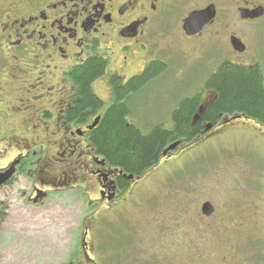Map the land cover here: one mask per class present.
I'll list each match as a JSON object with an SVG mask.
<instances>
[{
    "label": "rangeland",
    "instance_id": "rangeland-1",
    "mask_svg": "<svg viewBox=\"0 0 264 264\" xmlns=\"http://www.w3.org/2000/svg\"><path fill=\"white\" fill-rule=\"evenodd\" d=\"M203 4L183 0L171 9L157 36L123 71L126 81L152 57L167 68L131 101L132 113L140 117L131 122L143 134L157 124L170 129L169 112L183 99L199 93L204 104L215 100L216 95L203 92V87L223 62L258 66L264 85V21L248 28L247 35L233 28L247 45L242 55L234 54L224 39L185 42L179 20ZM0 57L9 63L1 51ZM9 82L0 87V110L7 115L8 101L14 97ZM94 91L104 100L110 97L104 79L94 83ZM229 122L217 138L189 145L185 163L160 162L144 173L112 210L97 206L89 217L94 230L87 253L80 238L88 206L98 198L93 181L77 180L86 195L77 188L51 191L43 207L31 208L23 203L28 183L16 177L0 189V203L6 206L0 264H178V258L184 264H264V127L243 116ZM7 123L0 117L2 132ZM3 147L4 139L0 151ZM204 202L215 207L211 218L201 217ZM192 231L195 240L183 242Z\"/></svg>",
    "mask_w": 264,
    "mask_h": 264
},
{
    "label": "flooded vegetation",
    "instance_id": "flooded-vegetation-1",
    "mask_svg": "<svg viewBox=\"0 0 264 264\" xmlns=\"http://www.w3.org/2000/svg\"><path fill=\"white\" fill-rule=\"evenodd\" d=\"M182 1L0 0V51L2 56L10 58L7 63L5 58L0 57V64L6 67V70L0 68V87L8 83L9 79L14 87V97L11 102L8 101V115L3 109L0 110V117L8 121L4 132L0 126V140H5V147L0 151V174L11 169L14 173L0 189L16 177L23 178L29 186L23 203L31 208H40L49 199L51 191L77 188L81 194L86 195L84 186L77 183V180H92L98 198L96 202H90V215L82 221L80 246L83 252L87 253L91 247L88 238L93 234L94 225L89 217L97 206L112 210L125 200L124 195L144 173L158 167L160 162L176 165L185 163L184 157L188 154L186 151L189 145L203 141L206 137L217 138L229 120L231 122L237 117L220 114L214 124L202 122L205 110L215 100L204 104L203 98H200L199 108L194 114L199 112L198 109H203L198 119L201 125L194 139L190 142L177 141L180 144L164 154L170 144L167 145L159 153L157 161L151 163L140 175L127 173L123 168L111 164L95 147L96 130L114 103L108 84L109 76H118L124 85L133 78L143 76L153 64L165 66L166 72L165 63L152 57L130 75L132 77L128 76V80L124 81L122 77L123 71L136 59L137 53H143L145 44L157 36L156 30L163 27L170 10ZM209 7L213 8V18L203 26L200 33L186 36L183 31L184 20L191 13ZM255 12L259 14L258 17L252 16ZM258 21H264V0H204L201 7L190 10L179 20L178 27L185 42H205L207 39L217 43L224 39L234 54L242 55L247 45L233 28L243 29L247 35L248 28L254 27ZM232 39H237L243 45L241 53L234 52ZM93 58L100 59L106 65L105 76L91 84L93 94L102 105L85 110L81 117L76 116L74 110L79 98L77 85L71 81L70 74ZM208 78L203 92H212L205 89ZM101 79H104L108 87V100L95 94L94 83ZM177 107L169 112V124ZM132 110L130 108L131 115L125 117L127 125H135L131 122L132 118H140L139 113L135 115ZM48 168L56 171L51 173ZM205 203L213 208L208 216L200 209L201 217L208 219L215 215V207L210 202ZM199 230L196 228L197 232ZM193 233L183 236V242L195 240ZM87 260L90 263L93 261L89 257ZM183 260L178 258V264H184Z\"/></svg>",
    "mask_w": 264,
    "mask_h": 264
},
{
    "label": "trees",
    "instance_id": "trees-1",
    "mask_svg": "<svg viewBox=\"0 0 264 264\" xmlns=\"http://www.w3.org/2000/svg\"><path fill=\"white\" fill-rule=\"evenodd\" d=\"M164 71L165 66L153 64L143 76L133 78L124 85L116 75L108 78L114 103L96 130L94 144L111 164L127 173L140 175L157 161L159 153L167 145L181 140L190 142L200 130L201 123L195 119L198 112L194 114L200 103L199 93L179 102L172 113L170 129L157 124L143 134L137 126L127 125L125 117L131 115L130 105L135 95ZM105 74L106 65L98 58L88 60L70 74L71 81L77 85L79 98L74 115L81 117L85 110L102 105L93 94L91 84ZM205 89L214 92L216 99L205 110L202 122L214 124L222 114L243 116L264 127V85L258 66L242 67L223 62L210 75ZM5 211V204L0 203V230L6 217Z\"/></svg>",
    "mask_w": 264,
    "mask_h": 264
},
{
    "label": "water",
    "instance_id": "water-1",
    "mask_svg": "<svg viewBox=\"0 0 264 264\" xmlns=\"http://www.w3.org/2000/svg\"><path fill=\"white\" fill-rule=\"evenodd\" d=\"M213 8L209 7L203 11L199 12H193L191 13L183 22V31L186 34V36H193L201 32L203 26L208 23L209 20L213 18ZM253 17H258L259 14L256 12L252 15ZM231 47L234 51L241 53L244 50L243 45L237 40L232 39L231 40ZM203 109L200 108L198 114L196 115L195 119L198 120L199 116L202 114ZM239 118V116L234 117V119ZM97 123V120L95 121L94 125ZM180 142H175L170 144L165 150L164 154H166L169 151L174 150ZM14 173V170H8L4 174H0V186L4 185L7 181H9ZM202 213L205 215H210L213 212V208L209 203L203 204Z\"/></svg>",
    "mask_w": 264,
    "mask_h": 264
}]
</instances>
